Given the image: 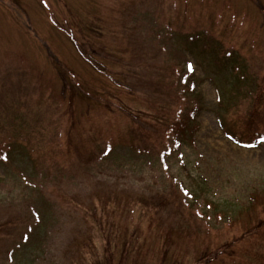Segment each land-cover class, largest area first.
<instances>
[{"label":"rangeland","instance_id":"rangeland-1","mask_svg":"<svg viewBox=\"0 0 264 264\" xmlns=\"http://www.w3.org/2000/svg\"><path fill=\"white\" fill-rule=\"evenodd\" d=\"M261 10L257 0H0V223L9 222L8 234L0 236V264H118L119 253L111 255V245L107 254L102 248L107 230L113 237L117 231L126 255L131 235L141 237L126 264H264V143L242 147L221 125L222 119L227 130L248 141L253 126L243 117L263 102ZM67 28L110 73L95 72L84 61ZM130 32L136 37L129 38ZM212 36L243 57L247 81L236 83L237 75L221 71L213 54L202 50ZM139 54L166 76L164 89L160 77L155 81V111L147 110L151 101L142 90L131 89L133 79L149 72L132 60ZM110 55L118 63L109 62ZM173 68L189 74L187 80L192 73L203 110L194 146L184 144L163 160L159 146L141 154L132 148L135 124L129 115L139 121L169 117V106L179 101L172 92ZM233 85L251 96L243 101L239 89L238 98ZM111 136L112 152L94 159ZM78 151L94 160L77 164ZM172 177L189 190L199 213L210 219L225 212L230 221L213 218L204 227L177 208ZM200 178L208 184L206 200L197 198L205 190ZM95 181H102L96 189ZM155 191L172 192L182 225L170 232L134 201ZM66 193L90 195L97 208L96 201L110 198L118 204L116 216L105 221L102 210L94 216L76 207L66 213ZM85 243H95L90 255ZM78 251L85 255L77 257Z\"/></svg>","mask_w":264,"mask_h":264},{"label":"trees","instance_id":"trees-1","mask_svg":"<svg viewBox=\"0 0 264 264\" xmlns=\"http://www.w3.org/2000/svg\"><path fill=\"white\" fill-rule=\"evenodd\" d=\"M258 5L262 9L264 15V0H257ZM70 28H67L66 31H69ZM70 37L71 34L69 32L67 33ZM198 35V34H197ZM127 36L129 38L136 37L135 32L127 33ZM214 42L206 43L202 50L209 51L213 54L215 57V64L218 65V68L221 71H232V77L236 78V75L238 76V79L236 78V83L242 84V81H247V78L244 76L247 75L248 66L246 65L243 57L239 55L238 51L235 49H228L220 47L219 44H217V40L215 37H213ZM71 39V38H70ZM72 43L75 47L78 48L79 51L89 50L86 49L87 47L84 45H81L78 43V41L73 37ZM249 42V41H247ZM255 44H252L251 49L256 51V49H253ZM82 48V49H81ZM240 56V57H239ZM252 56L256 59L258 58L256 54L252 53ZM86 59L90 62L92 67L96 68L95 70L98 72H109V69H107L105 66L99 65L94 58L90 55H86ZM158 56H155L153 58L154 61L158 60ZM241 59V61H240ZM132 60L136 63H140L141 65H146V67L149 69V72L145 75H141L136 79H133L131 84L133 85L131 89L135 91L142 90L146 96V99L150 102L149 109L147 110H156L154 109L155 106L160 101L158 98V95L160 94V87L155 86V81L157 78L160 77L159 84H161L162 89L165 88L166 84V76L162 75L160 76V69L157 67V65H149L147 63V60L145 59V56H142V54L134 55ZM108 61L111 63H118L114 56H108ZM242 62V63H241ZM161 71L166 72V68H162ZM172 73L176 76L175 79V88L172 90V92H176V96H178L179 101H175L174 106H169L168 110L170 112L169 117L167 115H161L159 117V114L155 121H149V120H143L139 121V119L130 116L132 120L134 121V124L132 127V143H139L140 146L145 145L147 150L154 149L159 146L158 154H164V153H171L172 150H176L180 148L182 145H190V147L194 146V143L196 141V134L199 130V123L198 118L200 113L203 110L202 105V98L200 97V93L196 91L194 88L195 83L193 82L192 77L190 76V80H187V75L184 74L182 71H177L175 68L172 69ZM250 73V72H249ZM247 77H249L247 75ZM120 87L126 88L121 81H118L117 83ZM121 84V85H120ZM190 87V101L187 100V97L184 94V89ZM236 96L237 91L240 88H235L234 85L232 86ZM243 89H240L241 96L244 97L242 99L243 101L245 98H248L251 95H248L245 97V94H243ZM248 94V93H247ZM239 98V97H238ZM186 100V105L181 106L183 101ZM242 102V101H239ZM173 108V109H172ZM264 113V97L263 102L260 104H256L252 110L247 112V116L243 117L245 121H243L247 126L252 125L253 128L250 129L251 135L248 137V141L239 140L243 144H247L248 142L254 143L258 142L260 140H264V115L260 117L261 114ZM243 119V120H244ZM222 120V119H221ZM223 121V120H222ZM224 124V122H223ZM145 127V128H144ZM148 130L152 132L151 135H148L145 130ZM90 138V137H89ZM142 152V151H141ZM87 154H83L82 152L78 151L76 156L79 159L81 163L84 162H90L92 160H89L85 158ZM96 158V157H95ZM92 184H96L95 188L98 187V185L102 184V181H95ZM206 187V184H204ZM173 191H176L175 187L171 188ZM205 191H201V194H204ZM177 193V192H176ZM178 194V193H177ZM172 192L170 193H160V192H153L148 194H139L137 198H134V201L136 204H139L142 208L145 209V211L150 214V221L156 222L159 221L164 227L165 232H169L168 224L177 223L179 222L181 224V219L179 218L180 214H176L174 206V202L171 199ZM180 196V194H178ZM99 208L104 211L103 219L108 220L109 216L112 215L113 217L116 216L117 213V206L118 204L114 202V200H110V198L101 199L98 200ZM122 201V199L120 200ZM61 202L64 205V211L66 213H70L74 210L76 207L79 210H89L91 212H95V216L97 215L98 208L95 205V202L92 198V196L88 195L85 197V199L77 196V197H70L66 194H63L61 196ZM106 208V210H105ZM186 210L185 205L183 204L182 197L180 196L179 201V207ZM188 210H190V206L188 207ZM229 210V209H228ZM187 211V210H186ZM136 212V211H135ZM188 212V211H187ZM224 214V218L222 220H219L218 218H215V222L219 221H225L226 218H230L231 216H226V213ZM93 216V213L91 214V217ZM226 217V218H225ZM89 220V218H87ZM9 222H3L0 223V236L2 238V235L8 234L6 227ZM12 225H15L16 228V221L11 222ZM211 224V223H209ZM204 227H206V222L203 223ZM2 226V227H1ZM260 229L264 230V224H260ZM25 231L22 235L21 240L25 237ZM115 238L116 235H115ZM20 240V241H21ZM171 242V241H170ZM20 243V242H19ZM19 245V244H18ZM264 259V258H263Z\"/></svg>","mask_w":264,"mask_h":264},{"label":"snow or ice","instance_id":"snow-or-ice-1","mask_svg":"<svg viewBox=\"0 0 264 264\" xmlns=\"http://www.w3.org/2000/svg\"><path fill=\"white\" fill-rule=\"evenodd\" d=\"M189 68H191V65H189Z\"/></svg>","mask_w":264,"mask_h":264}]
</instances>
